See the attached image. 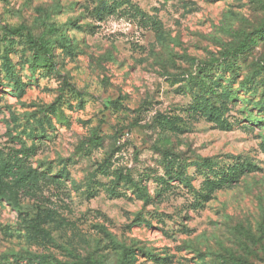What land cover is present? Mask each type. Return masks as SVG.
<instances>
[{
  "label": "rangeland",
  "instance_id": "1",
  "mask_svg": "<svg viewBox=\"0 0 264 264\" xmlns=\"http://www.w3.org/2000/svg\"><path fill=\"white\" fill-rule=\"evenodd\" d=\"M0 264H264V0H0Z\"/></svg>",
  "mask_w": 264,
  "mask_h": 264
}]
</instances>
